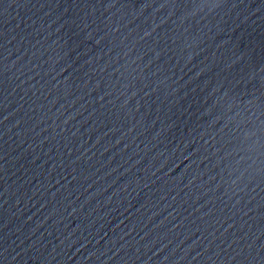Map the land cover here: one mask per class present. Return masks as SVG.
I'll return each instance as SVG.
<instances>
[{
    "label": "water",
    "instance_id": "water-1",
    "mask_svg": "<svg viewBox=\"0 0 264 264\" xmlns=\"http://www.w3.org/2000/svg\"><path fill=\"white\" fill-rule=\"evenodd\" d=\"M0 264H264V0H0Z\"/></svg>",
    "mask_w": 264,
    "mask_h": 264
}]
</instances>
